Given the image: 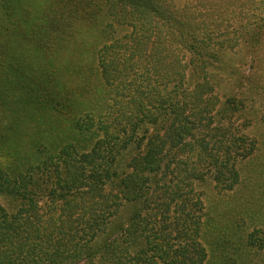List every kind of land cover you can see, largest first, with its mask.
I'll list each match as a JSON object with an SVG mask.
<instances>
[{"label":"trees","instance_id":"1","mask_svg":"<svg viewBox=\"0 0 264 264\" xmlns=\"http://www.w3.org/2000/svg\"><path fill=\"white\" fill-rule=\"evenodd\" d=\"M176 1L0 0V49L32 41L40 57L0 55V264L208 263L205 172L235 187L215 146L231 113L264 124V106L220 95L232 40L214 44ZM243 45L258 52L264 32Z\"/></svg>","mask_w":264,"mask_h":264},{"label":"rangeland","instance_id":"2","mask_svg":"<svg viewBox=\"0 0 264 264\" xmlns=\"http://www.w3.org/2000/svg\"><path fill=\"white\" fill-rule=\"evenodd\" d=\"M176 4H185L187 9L184 14L194 21V25L203 26L205 29L201 31L210 33L217 46L223 43L226 37L232 40L229 45L225 42L224 46H234L230 50L234 52L232 63L235 73L224 75L225 78L228 76L231 79L222 84L220 95L234 91L240 98H243L246 106L250 105L251 108L253 102L255 110L262 111V106H264V46L258 52H252L251 48L247 49L243 45V37L253 31L264 32V0H177ZM209 4L213 6L210 7ZM257 23H261L263 27L258 28ZM166 26L168 28L169 26L179 27L169 21H166ZM14 31L16 29H13ZM19 41L20 39L12 34V44ZM24 46L28 48V51L20 47L15 50L13 46H5L2 50L0 49V55H7L10 60L9 56L16 53L18 57L15 60L21 61L27 59V56L34 60L40 58L38 52L31 49L32 41ZM226 116L223 120L225 124L229 119L228 115ZM230 116L231 123L228 129L224 130L223 144L215 146V151L225 149L229 155L223 160L224 156L219 154L220 158L216 163L226 162L229 159L232 163L237 162L239 180L233 189L222 190L220 187V189L214 187L215 181L210 171L206 170L204 180L208 183L203 185L204 195L201 198L204 203L201 241L208 253L207 264H219L222 260L221 256H231L236 259V264L244 262V257L239 256H252V264H264V124L258 122L257 124L254 119L250 118L251 125L244 127L249 121L241 116L240 112H233ZM110 124L112 131L118 129V125H113V121ZM200 131L206 137L222 134L221 130L217 131L214 128L211 131L210 129ZM240 133L247 135L246 142H240ZM207 138L209 139L210 136ZM253 140L254 149L246 154ZM235 146L242 149L239 154L235 153L234 150H238ZM210 147L212 144L207 148ZM189 155L191 154L188 153ZM212 167L210 170H213ZM199 168L202 169V165H199ZM174 174H177L175 170L169 177H174ZM195 214L199 216L201 212L198 210ZM158 223L160 225V222ZM249 234L253 237L252 243L245 239ZM184 236L183 233L172 232V238L186 242L187 237Z\"/></svg>","mask_w":264,"mask_h":264}]
</instances>
